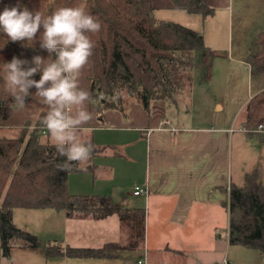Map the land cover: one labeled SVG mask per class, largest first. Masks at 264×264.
<instances>
[{
	"label": "trees",
	"instance_id": "obj_1",
	"mask_svg": "<svg viewBox=\"0 0 264 264\" xmlns=\"http://www.w3.org/2000/svg\"><path fill=\"white\" fill-rule=\"evenodd\" d=\"M22 0H0V12L5 6H15ZM172 8L197 13L207 18L216 13L207 0H171ZM21 5V4H20ZM84 8L101 24L100 31L88 32L93 44L90 61L92 75L89 92L100 112L118 110L127 114L133 102L150 111L154 100H164L169 106L190 97L195 83L197 53L206 51L205 36L189 26L167 22L155 16L150 0H48L46 16L61 7ZM257 50L248 62L264 74V31L257 38ZM40 46L12 42L0 30V129L14 114L16 105L6 86L4 65L13 57L31 62ZM55 57L53 56V59ZM28 66H34L29 63ZM37 72L31 79L39 80ZM33 94V88L29 89ZM122 92L118 100L113 97ZM26 97L25 103L32 101ZM46 114L42 110L35 121H27L17 137L0 134V249L6 257L12 248L41 247L48 257H111L122 248L136 249L145 239V210L130 209L116 204L108 194H74L68 189L70 173L93 170L94 157L102 151L94 143L90 160L62 171L64 162L50 139L42 138L45 128L40 123ZM35 123V130L24 129ZM243 127L249 135L264 131V89L249 100ZM47 131V129L45 130ZM48 132V131H47ZM229 242L255 249L264 255V184L257 170L245 176L243 185L232 183L228 189ZM53 208L64 210L68 217L105 218L118 214L128 231L126 244L110 242L102 247L62 246L44 242L34 232L14 222L15 208Z\"/></svg>",
	"mask_w": 264,
	"mask_h": 264
},
{
	"label": "crops",
	"instance_id": "obj_2",
	"mask_svg": "<svg viewBox=\"0 0 264 264\" xmlns=\"http://www.w3.org/2000/svg\"><path fill=\"white\" fill-rule=\"evenodd\" d=\"M150 1L155 6L154 13L158 19L181 23L206 36L204 25L207 20H185L190 18L188 14L195 13L172 8L171 0ZM207 2L216 11L229 7L226 0ZM20 4L46 16L48 0H22ZM42 32L43 27L32 45H40ZM21 42L31 43L26 40ZM38 55L48 59L50 54L40 48ZM91 75L92 63L89 58L88 64L78 76L79 85L82 79V88L88 92ZM262 85L249 96V100L264 89ZM35 92L33 87V94ZM215 106L219 110L225 108L223 101L217 98ZM86 107L93 119L78 135L83 136L82 142L92 141L102 151L93 159V170L70 173L68 189L74 194H108L116 204L130 209H144V242L136 249L122 248L115 256L100 258L67 255L48 257L41 247L15 246L9 257L4 256L0 249V264H140L139 259L143 256L146 257V264H191V257H195L194 264H221L224 258H228L224 256L215 260L209 257L214 248L219 246V233L203 230L198 235L195 231L200 229L198 218L205 213L223 209L228 216L227 237L230 244L229 210L226 205L228 189L232 183L241 185L233 179L232 165L233 161L238 160L241 145L246 140L245 137L235 136V133L247 132L239 129L236 131L233 125H224L223 122L185 124L180 121L178 112L172 110L164 100L152 101L150 111L140 103L133 102L126 115L113 109L102 113L92 101ZM42 110L47 113V106L34 98L23 109L15 105L14 114L4 121L0 134L17 137L20 128L27 121H35ZM213 118L215 120V116ZM165 119L170 120V124L160 127L161 121ZM123 156L131 163L125 170L121 168ZM253 170L258 171V168ZM247 173L249 171H242L244 182ZM131 179H138L140 183L131 185ZM136 186L145 187L148 192L135 194ZM21 209L25 208L14 209L15 221L16 214L23 211ZM37 211H43L38 212L42 213L41 219L31 230L44 242L64 247H102L110 242L124 245L128 241V231L118 214L96 219L90 216L68 217L64 210L53 208ZM16 224L28 226L19 222Z\"/></svg>",
	"mask_w": 264,
	"mask_h": 264
},
{
	"label": "rangeland",
	"instance_id": "obj_3",
	"mask_svg": "<svg viewBox=\"0 0 264 264\" xmlns=\"http://www.w3.org/2000/svg\"><path fill=\"white\" fill-rule=\"evenodd\" d=\"M226 1L229 7L219 8L208 19L197 13L192 15L185 13L190 16L185 20H207L204 31L209 49L197 53L198 65L194 70L195 83L191 96L183 97L178 104H172L170 107L178 112L180 121L185 124L208 125L223 122L224 125H233L237 131L243 127L249 96L260 89L262 83L264 87V74L254 70L247 61L248 54L257 50L256 40L264 31V0ZM237 59L243 61L239 62ZM81 76L83 78V73ZM79 86L82 88V79ZM215 98L223 101L225 105L223 110L215 106ZM25 128L31 131L35 130L36 126L33 123ZM42 130H44L41 132L42 138L51 141L49 133L45 131L46 128ZM258 132L259 134L253 136L245 132L235 133V136L246 138L245 143L241 145L238 160L233 161L232 165L233 179L241 185L244 184L242 171L252 172L255 168H258L259 178L264 184V131ZM82 137L79 135L80 140ZM129 165L131 163L123 156L121 168L125 170ZM130 183L131 185L140 183V180L131 179ZM21 210H23L21 213L16 214V221L23 225L27 224L28 228L18 226L32 231L31 229L39 224L41 219L42 213L38 212L43 211L26 208ZM16 221L14 220L15 223ZM198 226L199 231H195L198 235H201L203 230L220 234L217 237L219 246L214 248L209 257L219 260L226 256L234 260L235 264H264V255L258 250L228 243V216L225 210L205 213L198 218ZM212 226L214 227L211 230ZM194 260L195 257L190 258L191 264H194Z\"/></svg>",
	"mask_w": 264,
	"mask_h": 264
},
{
	"label": "clouds",
	"instance_id": "obj_4",
	"mask_svg": "<svg viewBox=\"0 0 264 264\" xmlns=\"http://www.w3.org/2000/svg\"><path fill=\"white\" fill-rule=\"evenodd\" d=\"M41 26L39 46L50 54L48 59L36 55L29 62L13 57L4 65L5 82L20 109L26 106L29 95L47 106L40 123L50 134L56 152L66 158L57 167L71 171L86 164L93 152L92 145L82 142L78 135L93 119L86 107L92 101L91 94L79 86L78 76L93 50L86 33L100 31L101 24L81 6L61 7L44 16L17 3L0 12V30L12 42L26 40L31 46ZM29 63L34 66L25 67ZM37 72L41 73L40 79H31ZM33 87L34 94L29 92ZM122 95L118 92L113 100Z\"/></svg>",
	"mask_w": 264,
	"mask_h": 264
},
{
	"label": "built area",
	"instance_id": "obj_5",
	"mask_svg": "<svg viewBox=\"0 0 264 264\" xmlns=\"http://www.w3.org/2000/svg\"><path fill=\"white\" fill-rule=\"evenodd\" d=\"M168 124H170V120L165 119V120L161 121L160 127H165V125H168ZM239 130L247 131V129H245L244 127L239 128ZM147 192H148V189L145 188V187H142V186H136V188L134 190L135 194H144V193H147ZM139 263L140 264H146V257L143 256L142 258H140L139 259ZM221 264H235V263L230 261L228 258H224V260L222 261Z\"/></svg>",
	"mask_w": 264,
	"mask_h": 264
}]
</instances>
